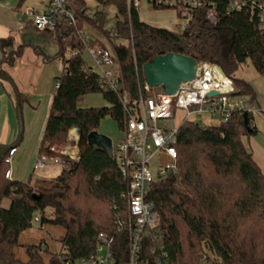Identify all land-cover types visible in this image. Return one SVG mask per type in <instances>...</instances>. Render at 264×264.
<instances>
[{
	"label": "trees",
	"instance_id": "trees-1",
	"mask_svg": "<svg viewBox=\"0 0 264 264\" xmlns=\"http://www.w3.org/2000/svg\"><path fill=\"white\" fill-rule=\"evenodd\" d=\"M26 1L19 0L17 10ZM99 2L118 5L121 17L111 31L105 29L104 12L87 16L85 0L70 3L78 16L76 25L65 18L58 22L56 32L62 44L58 56L64 70L57 78L60 84L38 149L41 156H60V150L71 143L70 131L77 128L80 158L57 177L34 184L31 178H8L10 165L5 156L0 166V264H60L57 250L61 247L73 259L87 257L96 252L101 232L125 246L126 234L118 228L128 216L120 167L113 154L88 142L108 116L122 129L125 110L119 93L102 88L103 76L85 69L88 62L79 31L86 23L95 37L91 44L101 42L111 51L121 71L123 90L135 98L149 96L144 65L156 56L178 53L199 64L219 66L233 79L235 96L257 101L250 83L237 75L247 61L264 75V26L249 6L230 11L229 0H206L186 29L172 31L144 22L135 10L129 13L125 0ZM212 8L216 24L209 16ZM113 38L124 43L117 44ZM13 50L11 40H0V72L7 74L2 65L10 61ZM74 50L80 53L72 55ZM5 84L0 79V89ZM91 93H102L110 105L81 107ZM20 100L22 108L25 98L21 95ZM244 114L236 111L219 126H205L198 120L180 124L178 170L155 182L149 195L158 217L157 243L165 245L169 264H264V173L245 143V138L257 133L254 117L248 115V129ZM52 147L57 151H51ZM37 213L42 226L65 230L56 250L44 243H21V235L33 227ZM21 249L25 259L19 255Z\"/></svg>",
	"mask_w": 264,
	"mask_h": 264
},
{
	"label": "built area",
	"instance_id": "built-area-1",
	"mask_svg": "<svg viewBox=\"0 0 264 264\" xmlns=\"http://www.w3.org/2000/svg\"><path fill=\"white\" fill-rule=\"evenodd\" d=\"M71 1L48 0L44 12L39 13L30 8L24 15L31 19L38 31L58 37L56 31L61 18L76 25L78 16L70 7ZM125 3L129 13L133 10L139 12L143 4L152 9L174 10L183 21L184 30L193 20L196 10L206 5V0H125ZM247 6L251 8V13H257L264 26V0H229L230 11H241ZM209 16L216 24L215 8L210 10ZM79 35L85 46L84 51L92 61V64L87 63L85 69L99 72L103 76L102 88L119 93L125 110L123 134L116 144L113 143V155L126 184L128 216L126 222L118 227L126 234V242L124 246L118 243L116 237L101 232L94 254L73 259L66 254V248L61 247L57 250L60 264H169L165 245L157 243L155 228L158 217L155 203L149 199V195L155 182L178 170L177 136L180 125L176 122L177 114L183 113V121L197 120L208 114L227 123L236 111L254 117L262 113L263 109L251 103L247 97L235 96L233 79L219 66L207 62L198 63L196 77L182 84L175 94H166L162 87L153 88L146 83L144 88L149 96L140 95L135 98L123 90L121 71L111 51L101 42L91 44L95 37L89 29L80 30ZM79 53L74 50L72 55ZM59 84L57 80L56 88ZM212 92L217 95L210 96ZM51 151L57 150L52 147ZM16 152V148L9 151L5 158L7 164H12ZM79 158L78 143L69 144L60 150V156L37 155L33 170L38 171L51 164L67 168L78 162ZM6 176L11 178L10 170ZM40 221L41 215L37 213L33 223ZM102 250H105V254L100 253Z\"/></svg>",
	"mask_w": 264,
	"mask_h": 264
},
{
	"label": "crops",
	"instance_id": "crops-1",
	"mask_svg": "<svg viewBox=\"0 0 264 264\" xmlns=\"http://www.w3.org/2000/svg\"><path fill=\"white\" fill-rule=\"evenodd\" d=\"M47 2L48 0L46 1L42 10H36V8L33 6L27 7L26 10H24V7H22L21 10H17V7L19 6V0H0V40H11L13 42L14 49L12 58L9 62L3 63L2 69L14 80L20 97L22 95L25 98L23 104L24 111L27 113L34 112L43 119L42 129L45 128L50 106L57 89V78L61 76L64 70L63 59L61 56H58L62 50V44L60 43V39L58 37H54L52 33L38 31L33 25L31 19L28 16H25L24 13L30 8L42 13L47 7ZM143 21L158 27L153 23H149L145 20ZM36 36L41 40L44 38L47 39V43L42 41L34 42L33 37ZM261 77L264 78V76ZM262 80L264 81V79ZM248 82L256 94V103L264 111V88L261 87L260 80L257 79ZM15 100H17V96L14 88L10 83H6L0 89V149L3 145H10L13 141L19 139L20 127L18 125L17 119L15 118V110H17V107L15 106ZM262 113L264 114V112ZM176 122L179 125L183 122L182 112L177 114ZM30 127H32V122H30ZM30 127L29 129H27L26 126L24 128L25 136H23L21 144L16 148L17 152L13 157L12 164L10 165V171L11 179L26 181L31 178L33 183L36 184L42 180L51 178H48V174H46L44 178L37 176L36 171L33 170V163L38 155L39 144L43 137L44 129L43 132L41 131L39 133V143L33 151L31 150V152L28 153V156L26 146L24 145L25 143L22 144L23 142H26L27 134H29L31 131ZM256 129L257 133L247 138L253 148L250 149L248 146L247 148L253 154L255 161L264 173V144L258 141L257 138H259L258 136L260 131L257 127ZM69 140L71 141V144L79 143V129L73 128L70 131ZM21 145L22 147H20ZM20 150V157L15 158ZM20 159H23V161L19 164L18 161ZM46 168L47 167H45L44 170ZM43 226L41 225V230L46 229V227L43 228ZM32 228L25 231L21 235V243H23L22 237L24 236L30 238L33 241L35 240V242L23 244L44 243V245H46L48 248L54 250L58 248L60 240H62L65 235V230L60 226L48 224L46 231L52 235L53 244L51 245L46 232L41 234L36 229L33 231ZM56 236H60L61 238L58 239ZM19 255L21 259L26 258L23 249L20 250Z\"/></svg>",
	"mask_w": 264,
	"mask_h": 264
},
{
	"label": "rangeland",
	"instance_id": "rangeland-1",
	"mask_svg": "<svg viewBox=\"0 0 264 264\" xmlns=\"http://www.w3.org/2000/svg\"><path fill=\"white\" fill-rule=\"evenodd\" d=\"M46 1L47 0H27L26 3L23 5V7H24V10H26L27 7H32V6L35 7L36 10H42L44 8ZM85 2H86L85 11H86L87 16L93 17L97 12H104L106 14L105 29L108 31H111L114 28L117 19H119L121 17L120 13H119L118 5L116 3H110V4L105 6L102 3H100L99 0H85ZM139 14H140L141 19H143L149 23H153L154 25L158 26V28L164 27V28H168L172 31L183 30V21L181 19H179V17L177 16V14L174 10H171V9L156 10V9H152V8L148 7L147 5L143 4L140 8ZM85 28H89L88 23H86ZM33 40H34V42H41L42 41L44 43H47V39L44 38L41 40L37 36L33 37ZM51 41H53V40H51ZM113 42H115L117 44H120L121 42L124 43L123 40H118L116 38H113ZM67 55H69V48H67ZM85 57L87 58V61L91 63V60H90L88 54H86ZM237 75H238V77L245 78L247 81H250V82L259 79L260 83H261V87L264 88V81L262 80L264 78L261 77L264 75H260L256 71V69L253 67V65L250 61H247V63L242 66V68L239 70ZM15 101H16L15 106L17 107V100H15ZM109 105L110 104L106 101V99L104 98L102 93H91V94L87 95L80 104V106L84 107V108L104 107V106H109ZM21 116L23 119L24 128L26 126V128L29 129L30 122H32V127H30L31 131L29 132V134H27L26 142L22 143V144L25 143L24 145L26 146L27 156H28L29 155L28 153H30L31 150L33 151L34 148L37 146V144L40 141L39 133L41 131L43 132V129H44V128L42 129L43 119L41 117H39L37 114H35L34 112L33 113L32 112H29V113L25 112L23 105L21 108ZM15 118L17 119L18 125L20 127V116H19L18 110H15ZM196 119L205 126H219L221 124V121H222L220 118H218V117L214 118L208 114H205V115H203L199 118H196ZM252 121H253L254 126H256L258 128V130L260 131V134L258 136L259 138H257L258 141H260L262 144H264V114L259 113L257 115H254V118ZM98 131H99V133L106 135L109 138H111L114 144H116L119 141V139L122 137V134H123L122 129L119 127L118 123L110 116L106 117L102 121L101 126H100ZM24 134H25V132H24ZM245 142H246V145L248 146V148H250V149L253 148V146L249 143L247 138H245ZM20 147H22V145ZM20 154H21V150L17 153L15 158L20 157L19 156ZM22 161H23V159H20L18 161V163L20 164ZM61 171H62L61 166L50 165V166H47V168L45 170L42 169V170L36 171V175L44 178V176H46V174H48L47 175L48 178L49 177L53 178V177L58 176V174H60ZM43 215L47 216L48 213H46V214L43 213ZM47 226H48V224H45L43 226V228L46 227V229H47ZM33 227H34V228H32L33 231L36 229L41 234L46 232V234L48 235L49 240H50L49 243L51 245L53 244L52 235L48 231H46V229L41 230L40 229V227H41L40 223L34 222ZM48 230H49V227H48ZM56 237L58 239L61 238L60 236H56ZM22 242L23 243H30V242H35V240L33 241L30 238L23 236ZM100 253L105 254V250L100 251Z\"/></svg>",
	"mask_w": 264,
	"mask_h": 264
},
{
	"label": "water",
	"instance_id": "water-1",
	"mask_svg": "<svg viewBox=\"0 0 264 264\" xmlns=\"http://www.w3.org/2000/svg\"><path fill=\"white\" fill-rule=\"evenodd\" d=\"M197 70L198 62L195 58L178 53H168L166 55L156 56L152 61L146 63L143 69L146 83L153 88L162 87L166 94H175L182 84L192 81L196 77ZM0 79L6 83H10L14 88L20 116L19 139L14 146H8L0 151L1 166L3 159L9 151L17 148L21 144L24 136V125L21 116L20 94L14 80L9 75L2 72H0ZM215 95H217L215 92L210 94V96ZM244 116L245 125L249 129V116L247 113H245ZM88 142L97 149H102L113 154L112 139L99 133V131L92 132L88 137Z\"/></svg>",
	"mask_w": 264,
	"mask_h": 264
}]
</instances>
